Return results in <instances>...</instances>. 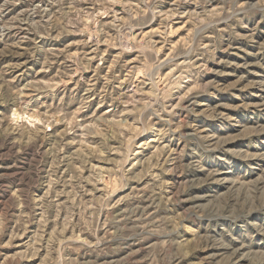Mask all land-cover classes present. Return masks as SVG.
Returning <instances> with one entry per match:
<instances>
[{
    "label": "rangeland",
    "instance_id": "374dc122",
    "mask_svg": "<svg viewBox=\"0 0 264 264\" xmlns=\"http://www.w3.org/2000/svg\"><path fill=\"white\" fill-rule=\"evenodd\" d=\"M0 264H264V0H0Z\"/></svg>",
    "mask_w": 264,
    "mask_h": 264
}]
</instances>
